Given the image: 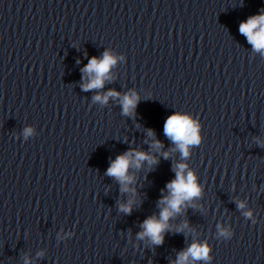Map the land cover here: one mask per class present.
Masks as SVG:
<instances>
[{
	"label": "clouds",
	"instance_id": "9594fccd",
	"mask_svg": "<svg viewBox=\"0 0 264 264\" xmlns=\"http://www.w3.org/2000/svg\"><path fill=\"white\" fill-rule=\"evenodd\" d=\"M242 35L246 36L248 42L253 45L254 50L264 51V13L260 15L251 16L245 22H242L239 27ZM116 63V59L109 52L105 51L102 58L98 59L92 57L87 65L81 70L86 74L87 82L82 85L85 91L91 89H101L106 80L110 77V68ZM119 93L109 91L104 95H96L95 101L107 103L110 97H118ZM139 97L135 94H126L122 100L123 114H133ZM31 129L25 130V135H28ZM164 134L176 146L183 157L189 155V147L200 143L198 135V126L186 114L174 113L170 115L164 122ZM148 135L154 137L155 133L152 129L148 130ZM163 145L159 140H153L151 148L159 152ZM162 155L165 159L169 157L168 152H163ZM147 161L149 165L158 163L155 156L143 151L129 150L111 162L107 169V175L114 177L121 184L122 192H133L135 189H130L129 184L134 182V177L129 175V169L134 167L139 169L143 163ZM176 173L175 179L167 184L168 195L162 197L160 200L161 211L159 218L152 215L145 219L141 224L143 231L137 234L138 239L149 238L150 241L159 245L162 244L164 233L170 230L169 220L174 215L180 213L182 206L186 202L191 201L193 198L200 195V187L196 182V178L192 171H186L184 163H177L173 169ZM134 201L129 200L127 203L120 205V211L130 214ZM239 208H243L244 204L240 203ZM251 215V213H246ZM187 223L176 229L177 232H182ZM209 248L201 245L198 242H193L187 250L178 254L175 264H189L190 261H207Z\"/></svg>",
	"mask_w": 264,
	"mask_h": 264
}]
</instances>
